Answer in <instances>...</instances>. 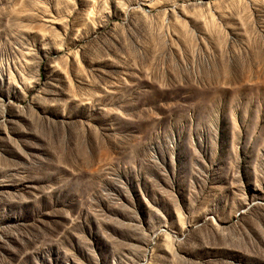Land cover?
Wrapping results in <instances>:
<instances>
[{
  "label": "rangeland",
  "instance_id": "rangeland-1",
  "mask_svg": "<svg viewBox=\"0 0 264 264\" xmlns=\"http://www.w3.org/2000/svg\"><path fill=\"white\" fill-rule=\"evenodd\" d=\"M0 264H264V0H0Z\"/></svg>",
  "mask_w": 264,
  "mask_h": 264
}]
</instances>
